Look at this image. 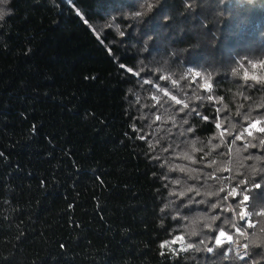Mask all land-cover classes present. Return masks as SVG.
I'll return each mask as SVG.
<instances>
[{
	"label": "trees",
	"instance_id": "obj_1",
	"mask_svg": "<svg viewBox=\"0 0 264 264\" xmlns=\"http://www.w3.org/2000/svg\"><path fill=\"white\" fill-rule=\"evenodd\" d=\"M0 13V264H264V0Z\"/></svg>",
	"mask_w": 264,
	"mask_h": 264
},
{
	"label": "snow or ice",
	"instance_id": "obj_2",
	"mask_svg": "<svg viewBox=\"0 0 264 264\" xmlns=\"http://www.w3.org/2000/svg\"><path fill=\"white\" fill-rule=\"evenodd\" d=\"M0 18H2V13H0ZM255 66H256V65H253V67H255ZM199 75H200V74L197 73V76H199ZM253 79H256V77H253ZM172 99H173V100H176V103H178V104L181 103V101H180V100H177L175 96H173ZM158 119H159V117H158ZM205 119H206V117H205ZM259 122H260V121L257 120L255 123H252V124L250 125V127H251V128H256V124L259 123ZM216 126L219 127L220 125L217 124ZM257 130H258L259 132H264V128H259V129H257ZM245 131H247V130H245ZM248 135L251 136L252 133L249 131V132H248ZM239 138H240V137H237V139H239ZM261 143H264V140H262ZM244 183H246V181H241V184H244ZM254 187H255V188H259L260 185H259V184H255ZM247 191H249V189H245V192L237 193V192L235 191V189H234L233 192L229 193V195L233 196L234 198L237 197V196L242 197V199H241V201H240V204L238 205V207H241L242 205L245 204V202H247V201L250 199V197L246 194ZM241 216H242V218H243L244 213H241ZM238 231H239V229H238ZM225 235H226V234H225L224 231H220V233H219V237H224ZM219 237L216 239V243H217L218 245L221 244V240H220ZM227 239H228L229 241H231L232 237H231V236H228ZM189 247H191V245H189ZM244 247L246 248L247 245H245ZM208 251H209V252H212L213 249H212V248H209Z\"/></svg>",
	"mask_w": 264,
	"mask_h": 264
},
{
	"label": "rangeland",
	"instance_id": "obj_3",
	"mask_svg": "<svg viewBox=\"0 0 264 264\" xmlns=\"http://www.w3.org/2000/svg\"><path fill=\"white\" fill-rule=\"evenodd\" d=\"M226 234V233H225ZM230 236V234H226L224 237H219V233L217 234L216 239L219 237L221 241H228L227 237ZM180 242H178L179 244ZM245 244L240 243L238 241H235L233 243V248L237 256L242 257V255L245 254Z\"/></svg>",
	"mask_w": 264,
	"mask_h": 264
}]
</instances>
